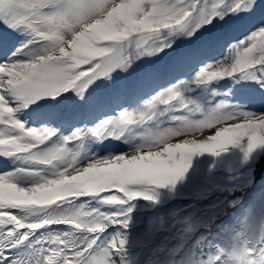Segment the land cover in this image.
I'll list each match as a JSON object with an SVG mask.
<instances>
[{
  "label": "snow or ice",
  "instance_id": "snow-or-ice-1",
  "mask_svg": "<svg viewBox=\"0 0 264 264\" xmlns=\"http://www.w3.org/2000/svg\"><path fill=\"white\" fill-rule=\"evenodd\" d=\"M258 11L246 35L214 32ZM173 52L187 78L158 83L146 66ZM141 66L124 106L117 89ZM230 146L245 161L264 148V0H0V264H117L125 241L104 234L155 199L137 189Z\"/></svg>",
  "mask_w": 264,
  "mask_h": 264
},
{
  "label": "bare ground",
  "instance_id": "bare-ground-1",
  "mask_svg": "<svg viewBox=\"0 0 264 264\" xmlns=\"http://www.w3.org/2000/svg\"><path fill=\"white\" fill-rule=\"evenodd\" d=\"M260 18L258 11L252 17L236 22L232 32L221 33L220 36L226 43L231 42L246 35ZM207 35L211 34L202 35L192 42V46ZM218 58L219 54L209 59ZM161 59L146 66L156 77L175 70L182 73L189 71L171 67L165 70L162 66L154 72ZM140 68L143 71L145 66ZM135 82L124 78V84L117 90L125 92L130 87L133 92ZM109 95L110 90L102 89L101 96ZM230 124L226 122L224 126ZM219 127L205 129L194 137H174L172 142L178 143L186 138L207 139L215 135ZM115 191L106 194H114ZM151 192L155 195L154 200L138 197L124 205L126 210L119 209L126 212L127 222L131 221L126 227L134 226L135 222L143 219L146 227L137 233L128 231L126 235H121L125 243L116 256L117 264H210L237 233L243 232L254 240L264 238V148L257 149L247 161L239 148L231 146L219 156L209 153L194 155L187 172L174 186L151 188ZM172 199L175 202L163 213L165 216L158 221L149 219L147 210L150 206L165 205ZM136 213L142 217L134 218ZM164 229L167 233L163 232ZM129 247L135 250L126 255L123 250L128 251Z\"/></svg>",
  "mask_w": 264,
  "mask_h": 264
},
{
  "label": "clouds",
  "instance_id": "clouds-1",
  "mask_svg": "<svg viewBox=\"0 0 264 264\" xmlns=\"http://www.w3.org/2000/svg\"><path fill=\"white\" fill-rule=\"evenodd\" d=\"M140 190L151 192L150 187H143ZM258 240L252 239L243 232L237 233L236 236L223 248L224 258L221 264H264V257L253 255V248ZM251 246V247H250ZM215 264V261L210 262Z\"/></svg>",
  "mask_w": 264,
  "mask_h": 264
}]
</instances>
